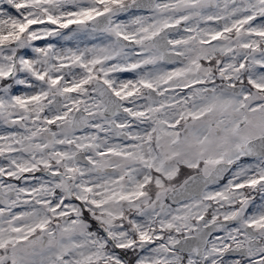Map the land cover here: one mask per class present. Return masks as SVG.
<instances>
[{"label": "snow or ice", "instance_id": "snow-or-ice-1", "mask_svg": "<svg viewBox=\"0 0 264 264\" xmlns=\"http://www.w3.org/2000/svg\"><path fill=\"white\" fill-rule=\"evenodd\" d=\"M0 264H264V0H0Z\"/></svg>", "mask_w": 264, "mask_h": 264}]
</instances>
